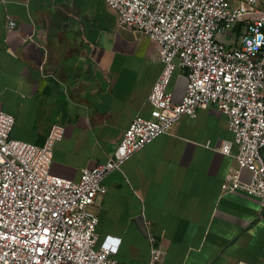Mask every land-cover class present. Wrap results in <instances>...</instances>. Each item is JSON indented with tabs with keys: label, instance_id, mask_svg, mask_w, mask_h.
<instances>
[{
	"label": "crops",
	"instance_id": "1",
	"mask_svg": "<svg viewBox=\"0 0 264 264\" xmlns=\"http://www.w3.org/2000/svg\"><path fill=\"white\" fill-rule=\"evenodd\" d=\"M160 57L104 0H0V110L15 118L12 138L37 146L54 125L65 128L55 176L80 181L83 170L107 162L136 117L150 118ZM186 85V71L177 70L169 86L177 103ZM233 141L216 106L183 116L172 135L105 179L94 207L99 244L121 239L115 259L148 264L151 231L164 264H264V206L222 192L238 164L219 149Z\"/></svg>",
	"mask_w": 264,
	"mask_h": 264
},
{
	"label": "built area",
	"instance_id": "2",
	"mask_svg": "<svg viewBox=\"0 0 264 264\" xmlns=\"http://www.w3.org/2000/svg\"><path fill=\"white\" fill-rule=\"evenodd\" d=\"M104 1L121 27L161 48L164 71L149 96L151 116L136 117L107 162L83 170L75 182L51 172L63 126L54 125L37 146L12 138L15 118L0 110V264H125L114 258L121 239L99 244L94 207L107 193L105 179L160 136L172 135L183 116L196 118L212 105L234 134L219 151L238 164L223 194L242 193L264 206V0ZM7 24L17 26L11 16ZM177 70L187 76L179 103L169 90ZM148 237V264H164L163 244L151 231Z\"/></svg>",
	"mask_w": 264,
	"mask_h": 264
},
{
	"label": "snow or ice",
	"instance_id": "3",
	"mask_svg": "<svg viewBox=\"0 0 264 264\" xmlns=\"http://www.w3.org/2000/svg\"><path fill=\"white\" fill-rule=\"evenodd\" d=\"M112 243H117L116 241H112Z\"/></svg>",
	"mask_w": 264,
	"mask_h": 264
}]
</instances>
